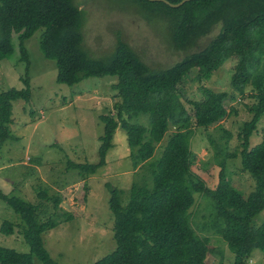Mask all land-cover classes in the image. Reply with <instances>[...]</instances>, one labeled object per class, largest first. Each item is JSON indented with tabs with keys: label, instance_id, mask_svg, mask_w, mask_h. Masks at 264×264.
<instances>
[{
	"label": "trees",
	"instance_id": "16d2710c",
	"mask_svg": "<svg viewBox=\"0 0 264 264\" xmlns=\"http://www.w3.org/2000/svg\"><path fill=\"white\" fill-rule=\"evenodd\" d=\"M144 1L169 9L175 47L197 49L184 53L170 67L152 68L120 39L109 54L91 52L81 29V10L74 0H0V60L14 52L15 34L21 59L29 67L24 41L42 29L39 45L43 55L56 63L57 82L72 85L88 77H117L112 85L117 92L115 112L100 115L99 161L68 162L80 177L94 174L105 163L119 125L127 132L134 167L148 161L156 144L171 131L154 163L152 185L132 184L125 205L120 202V191L109 187L116 247L90 264H206L210 238L199 235L190 223L189 209L198 192L211 200L210 224L233 253L231 264H246L254 249L264 253V220L253 224L264 209V138L250 147V137L264 117V0H189L178 7ZM232 58L236 62L230 75L231 90L216 92L203 86L202 98L187 101L191 106L187 108L179 97V81L189 72L197 80L207 79ZM23 81V88L0 91V143L14 136L10 129L13 101L31 99L27 75ZM247 88L254 99L248 105L252 117L242 124L238 139L242 169L255 186L248 194L241 193L229 181L222 158L217 184L209 188L192 169L193 127L219 125L230 112L226 103L247 95ZM139 114H148V125L131 121ZM229 134L224 130L222 144L227 143ZM209 139L217 155L235 157L212 136ZM0 196L20 214L24 222L21 233L29 245V252L0 246V264H34L33 257L42 264H58L44 246L42 234L73 218L72 213L54 211L61 197L49 196L46 190L37 192L38 197L51 200L54 208V214L39 221L42 210L35 204L17 196ZM1 230L11 234L14 225L4 221Z\"/></svg>",
	"mask_w": 264,
	"mask_h": 264
},
{
	"label": "rangeland",
	"instance_id": "374dc122",
	"mask_svg": "<svg viewBox=\"0 0 264 264\" xmlns=\"http://www.w3.org/2000/svg\"><path fill=\"white\" fill-rule=\"evenodd\" d=\"M81 10V29L85 44L96 54H109L118 39L125 41L150 67H170L184 53L197 47L177 48L171 39L169 9L144 0H74ZM42 29L24 41L30 65L21 59L18 35H13L14 52L0 60V91L23 88V78H29L31 99L14 100L13 122L10 129L13 138L0 143V192L17 196L42 210L39 221L57 212L72 213L73 218L59 223L42 234L43 244L58 264H90L116 247L113 237V213L109 208V187L120 191V202L129 199L132 184L152 185L154 163L161 155L168 131L156 144L153 156L134 167L127 132L115 129L112 145L105 155V163L94 174L80 177L73 163H97L99 161L100 136L103 122L100 115L114 111L117 92L112 85L116 76L88 77L72 85L56 81L57 67L52 59L43 55L39 41ZM204 43H202L203 45ZM236 62L227 60L207 79L197 80L186 74L177 84L179 97L185 101L202 98V87L213 91H230V75ZM246 91L245 96L227 102L229 114L219 125L208 128L193 127L190 149L193 153L192 169L209 188L218 180L220 160L224 158L225 172L231 184L241 193L248 194L255 186L254 179L242 169L238 132L244 121L250 120L248 110L254 99ZM133 122L149 124L148 114L133 117ZM217 124V123H216ZM172 130V128L170 129ZM227 130L229 138L223 143L221 136ZM222 144L235 157L216 154L210 142ZM264 138V117L258 122L250 137V147ZM39 190L49 196H60L59 207L54 210L51 200L38 197ZM0 193V194H1ZM194 204L189 209L190 223L201 236H208L209 251L206 264H231L234 257L222 237L210 224L211 200L203 193L194 194ZM54 210V211H53ZM38 213V210H37ZM264 220V209L255 216L254 225ZM4 221L14 225L11 234L3 232ZM24 222L0 196V246L18 252H29L21 230ZM34 264H42L33 257ZM246 264H264V253L254 249Z\"/></svg>",
	"mask_w": 264,
	"mask_h": 264
},
{
	"label": "water",
	"instance_id": "95a60500",
	"mask_svg": "<svg viewBox=\"0 0 264 264\" xmlns=\"http://www.w3.org/2000/svg\"><path fill=\"white\" fill-rule=\"evenodd\" d=\"M150 1H163L171 7H178V6L182 5L184 2L189 1V0H180L179 2H176V3H173L169 0H150Z\"/></svg>",
	"mask_w": 264,
	"mask_h": 264
}]
</instances>
